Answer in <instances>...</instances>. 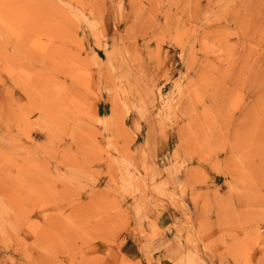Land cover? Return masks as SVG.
<instances>
[{
    "label": "rangeland",
    "instance_id": "obj_1",
    "mask_svg": "<svg viewBox=\"0 0 264 264\" xmlns=\"http://www.w3.org/2000/svg\"><path fill=\"white\" fill-rule=\"evenodd\" d=\"M162 259L264 264V0H0V264Z\"/></svg>",
    "mask_w": 264,
    "mask_h": 264
},
{
    "label": "crops",
    "instance_id": "obj_2",
    "mask_svg": "<svg viewBox=\"0 0 264 264\" xmlns=\"http://www.w3.org/2000/svg\"><path fill=\"white\" fill-rule=\"evenodd\" d=\"M168 218H170V215L168 214H160L155 217V225L157 230H159V235L157 240L153 242L152 247H156L152 251V255L158 254V256L162 255V246L166 242L167 239V228L170 223L168 222ZM137 249L136 244L134 243V240L128 239L122 246V250L125 254L131 255L135 250ZM159 264H168L167 261L164 259L159 261Z\"/></svg>",
    "mask_w": 264,
    "mask_h": 264
}]
</instances>
